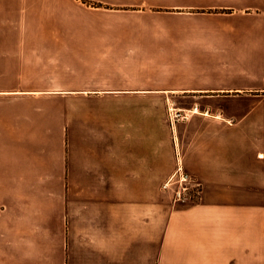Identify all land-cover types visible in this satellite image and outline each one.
I'll list each match as a JSON object with an SVG mask.
<instances>
[{"label":"crops","instance_id":"1","mask_svg":"<svg viewBox=\"0 0 264 264\" xmlns=\"http://www.w3.org/2000/svg\"><path fill=\"white\" fill-rule=\"evenodd\" d=\"M0 44V264H264V0H0Z\"/></svg>","mask_w":264,"mask_h":264},{"label":"built area","instance_id":"2","mask_svg":"<svg viewBox=\"0 0 264 264\" xmlns=\"http://www.w3.org/2000/svg\"><path fill=\"white\" fill-rule=\"evenodd\" d=\"M181 117L182 114L177 112L173 118L178 119ZM163 189H173V202L176 205H186L196 203L201 199L203 184L179 162L175 172L163 185Z\"/></svg>","mask_w":264,"mask_h":264},{"label":"rangeland","instance_id":"3","mask_svg":"<svg viewBox=\"0 0 264 264\" xmlns=\"http://www.w3.org/2000/svg\"><path fill=\"white\" fill-rule=\"evenodd\" d=\"M12 47L13 46V44H0V47ZM177 112H175V110L174 109H168V115L170 116V117H174V115L176 114ZM181 113V112H180ZM185 115V114H184ZM164 190V189H163Z\"/></svg>","mask_w":264,"mask_h":264}]
</instances>
